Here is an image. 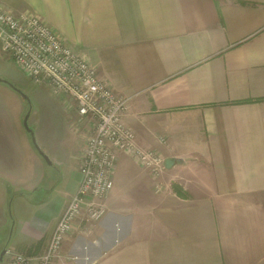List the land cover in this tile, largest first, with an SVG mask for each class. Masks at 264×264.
Segmentation results:
<instances>
[{
  "label": "crops",
  "instance_id": "0c3cea01",
  "mask_svg": "<svg viewBox=\"0 0 264 264\" xmlns=\"http://www.w3.org/2000/svg\"><path fill=\"white\" fill-rule=\"evenodd\" d=\"M0 5L47 23L128 98L124 121L136 144L174 159L155 179L132 152L120 153L105 214L79 218L52 264H264V0ZM69 131L68 160L55 156L65 196L42 216L50 194L16 195L29 214L19 227L13 213V250L41 254L79 185L84 135ZM0 193L5 231L9 195Z\"/></svg>",
  "mask_w": 264,
  "mask_h": 264
},
{
  "label": "built area",
  "instance_id": "2783aa9c",
  "mask_svg": "<svg viewBox=\"0 0 264 264\" xmlns=\"http://www.w3.org/2000/svg\"><path fill=\"white\" fill-rule=\"evenodd\" d=\"M0 51L33 84L45 86L61 97L69 124L86 133L79 185L45 250L38 255L14 252L8 261V264H52L79 218L92 223L105 214L104 200L113 187L112 175L120 153L132 152L155 179L164 170L165 161L157 151L136 144L133 130L124 121L128 98L117 94L99 77L96 68L65 44L39 16L10 13L0 5ZM155 190H161L158 183Z\"/></svg>",
  "mask_w": 264,
  "mask_h": 264
},
{
  "label": "rangeland",
  "instance_id": "374dc122",
  "mask_svg": "<svg viewBox=\"0 0 264 264\" xmlns=\"http://www.w3.org/2000/svg\"><path fill=\"white\" fill-rule=\"evenodd\" d=\"M0 78L14 86L12 88L0 82V188L5 195L7 193L9 195L7 204L11 218L7 229L0 231V252L3 249L10 250L9 253H5L2 261V264H8L12 253L24 254L10 248L14 224L13 213L19 227L28 219L29 214V208L21 209L16 206V195L18 193L25 195L28 192H34L36 196L50 194L44 208L36 211L42 216L45 209L56 205L58 197L65 196V192L62 193L64 185H59L64 171L62 166L55 165L57 163L55 156H59L62 162L68 160L74 147V136L69 130L77 131V127L68 125L69 115L63 110L61 97L55 96L45 86L33 84L14 61L1 51ZM28 110L30 114L27 127L33 131L36 144L52 162L51 165L47 163L42 165L41 162L44 160L36 151L31 136L23 125ZM83 135L81 140L84 144L86 133L83 132ZM75 138L78 142V137ZM5 164L10 166H4ZM13 186L19 188L20 192L14 191ZM12 201L13 205H11ZM5 204L6 199L3 207Z\"/></svg>",
  "mask_w": 264,
  "mask_h": 264
},
{
  "label": "water",
  "instance_id": "95a60500",
  "mask_svg": "<svg viewBox=\"0 0 264 264\" xmlns=\"http://www.w3.org/2000/svg\"><path fill=\"white\" fill-rule=\"evenodd\" d=\"M0 82H3L9 86H11L12 88H14V86L7 80H4V79H1L0 78ZM23 97L25 99H27V97L25 95H23ZM29 114H30V110L27 111V113L25 114L24 116V119H23V125L24 127L26 128V130L29 132L30 136H31V141H32V144L34 145L36 151L38 152V154L40 155V157L44 160L45 163H47L48 165H51L52 162L49 160V158L39 149L38 145L36 144V141H35V138H34V135H33V131L30 130L28 127H27V119L29 117ZM174 163V159H167L165 161V166L167 168H170L171 165ZM6 253V249H3L1 252H0V264H2V261H3V257Z\"/></svg>",
  "mask_w": 264,
  "mask_h": 264
},
{
  "label": "trees",
  "instance_id": "16d2710c",
  "mask_svg": "<svg viewBox=\"0 0 264 264\" xmlns=\"http://www.w3.org/2000/svg\"><path fill=\"white\" fill-rule=\"evenodd\" d=\"M9 190V189H8ZM26 255V254H25Z\"/></svg>",
  "mask_w": 264,
  "mask_h": 264
}]
</instances>
